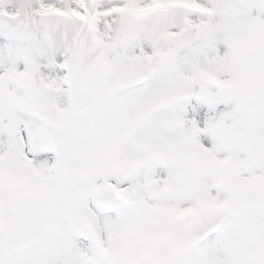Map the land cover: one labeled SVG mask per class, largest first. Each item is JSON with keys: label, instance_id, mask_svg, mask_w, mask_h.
<instances>
[{"label": "snow or ice", "instance_id": "1", "mask_svg": "<svg viewBox=\"0 0 264 264\" xmlns=\"http://www.w3.org/2000/svg\"><path fill=\"white\" fill-rule=\"evenodd\" d=\"M0 264H264V0H0Z\"/></svg>", "mask_w": 264, "mask_h": 264}]
</instances>
